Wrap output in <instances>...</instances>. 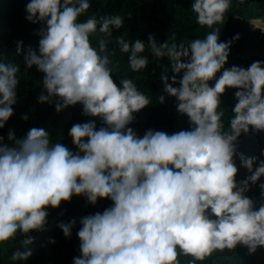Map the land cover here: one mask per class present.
Instances as JSON below:
<instances>
[{"label": "clouds", "instance_id": "clouds-1", "mask_svg": "<svg viewBox=\"0 0 264 264\" xmlns=\"http://www.w3.org/2000/svg\"><path fill=\"white\" fill-rule=\"evenodd\" d=\"M230 4L193 0L191 10L199 25L211 28L223 22ZM90 7V0H30L26 5V20L43 25L38 53L29 47L24 56L25 69L35 66L44 74L47 94L38 101L51 104L58 97L57 113L80 104L84 115L100 118L105 126L97 129L94 120L73 124L68 135L76 152L60 142L51 144L43 127L20 138L9 129L7 142L0 136V243L17 233L28 237L25 251L11 259L31 257L34 238L28 234L44 231L46 209L58 208L74 195L92 205L99 199L113 204L80 219L81 255L73 264H179L181 253L202 261L213 251L238 245L249 254L264 247V204L256 208L245 195L264 176V160L237 149L242 133L264 131V62L225 68L231 45L240 37L221 42L218 29L188 44H177L174 35L171 43L151 34L147 43L118 39L134 72L149 66L148 57L141 55L146 47L153 58H167L174 75L169 83L164 68V92L176 99L177 111L191 125L171 135L149 129L140 137L129 125L150 104L148 97L131 79H121L118 86L109 57L102 55L108 42L100 39L97 49L90 40L94 33L111 36L124 19L110 15L81 21ZM16 50L21 53L23 41L16 42ZM18 71L17 65L0 62V129L17 103ZM228 88L237 89V103L224 131L220 105ZM235 158L250 173L239 182ZM259 187L264 196V184ZM75 224L72 220L58 227L69 238Z\"/></svg>", "mask_w": 264, "mask_h": 264}, {"label": "trees", "instance_id": "trees-1", "mask_svg": "<svg viewBox=\"0 0 264 264\" xmlns=\"http://www.w3.org/2000/svg\"><path fill=\"white\" fill-rule=\"evenodd\" d=\"M30 0H0V62L12 63L19 67L17 86V103L13 106V115L5 127L0 129V136L7 142L9 129H14L17 138L23 137L33 128H46L50 134V143H62L69 150L77 149L68 135L70 128L76 123H85L94 120L99 129L102 121L98 117L83 114L80 104L69 106L57 113L55 103L59 99L53 98L52 103H40L38 97L43 93L42 80L44 74L35 66L25 69L24 56L31 47L38 53L40 36L38 32L42 24H33L26 20V5ZM91 7L80 17L83 21L91 16L97 18L110 15H120L124 19L122 28L113 29L111 36L103 33H94L90 36L93 47L98 49V41L106 40V51L110 60L114 82L120 85L121 79H131L139 91L146 95L150 104L134 114V121L129 125L138 136L143 137L149 129L163 131L169 135L181 130H190L191 125L187 115L180 114L176 109V99L164 92V85L160 79L164 68H167L169 83L174 75L167 58L161 61L153 58L150 49L146 47L141 53L148 57L149 66L134 72L129 66L128 53L121 52L118 39L129 43L140 39L147 43L148 36L154 35L158 42H164L175 36V42L190 43L193 39H204L205 36L218 29L219 40L227 42L237 34L240 39L230 48L225 68L233 65L247 68L254 61L264 62V29L254 27L251 20L264 22V0H231L230 8L224 15L222 23L211 28L201 26L196 22V14L191 10L193 0H90ZM178 14V15H177ZM181 19V20H180ZM23 41V50L17 54L16 42ZM221 73L217 74V77ZM182 75V74H181ZM180 79V76H177ZM215 81H210L214 86ZM179 86V85H174ZM237 89L228 88L221 96L220 109L224 112L222 122L224 131L229 130V121L232 117V108L237 103L234 93ZM165 97L164 103L159 102V96ZM27 116L24 120L22 117ZM168 120V121H167ZM168 122V123H167ZM239 153L245 157H257L264 160V131L256 132L250 128L247 134H241L237 141ZM239 169L237 182L245 180L250 173L240 166V160L235 158ZM254 168L257 165L254 164ZM260 184H264V176L255 184L249 186L245 195L254 201L255 207L264 204ZM113 201L99 199L95 205L87 202L86 197L73 196L70 201L61 202L58 208H47V224L44 231H32L28 235L34 238L29 245L32 255L27 260L11 259L13 253L25 251L23 240L28 237L17 233L10 241L0 243V264H73V259L81 255L80 241L77 232L80 229V219L103 212L110 207ZM76 221L69 238H66L58 225ZM54 239L55 243L49 241ZM179 264H264V247L258 248L255 253L249 254L247 247L238 245L233 249L216 250L204 260H194L191 256L181 253L178 256Z\"/></svg>", "mask_w": 264, "mask_h": 264}, {"label": "rangeland", "instance_id": "rangeland-1", "mask_svg": "<svg viewBox=\"0 0 264 264\" xmlns=\"http://www.w3.org/2000/svg\"><path fill=\"white\" fill-rule=\"evenodd\" d=\"M254 27L264 29V22L261 20H251Z\"/></svg>", "mask_w": 264, "mask_h": 264}, {"label": "bare ground", "instance_id": "bare-ground-1", "mask_svg": "<svg viewBox=\"0 0 264 264\" xmlns=\"http://www.w3.org/2000/svg\"><path fill=\"white\" fill-rule=\"evenodd\" d=\"M178 15V14H177ZM181 20V19H180ZM168 121V120H167ZM168 123V122H167Z\"/></svg>", "mask_w": 264, "mask_h": 264}]
</instances>
